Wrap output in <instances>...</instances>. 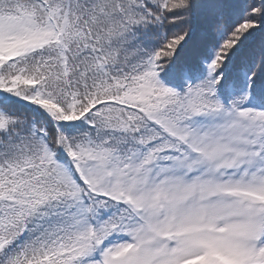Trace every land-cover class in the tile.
<instances>
[{"label": "snow or ice", "instance_id": "obj_1", "mask_svg": "<svg viewBox=\"0 0 264 264\" xmlns=\"http://www.w3.org/2000/svg\"><path fill=\"white\" fill-rule=\"evenodd\" d=\"M0 264H264V0H0Z\"/></svg>", "mask_w": 264, "mask_h": 264}]
</instances>
